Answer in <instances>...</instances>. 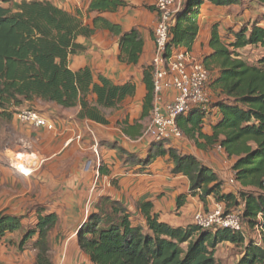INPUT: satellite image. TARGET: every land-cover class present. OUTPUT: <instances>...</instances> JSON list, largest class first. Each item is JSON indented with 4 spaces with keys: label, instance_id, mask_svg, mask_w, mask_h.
<instances>
[{
    "label": "trees",
    "instance_id": "1",
    "mask_svg": "<svg viewBox=\"0 0 264 264\" xmlns=\"http://www.w3.org/2000/svg\"><path fill=\"white\" fill-rule=\"evenodd\" d=\"M205 3L231 7L241 5L242 0H186L170 29L167 56L177 49L192 51ZM127 6L125 0H91L88 13L96 16L87 24L80 13H69L49 1L20 0L12 7L0 2V118L12 121L22 108L35 110L30 107L41 101L66 109L80 106L78 119L107 125L102 110L117 109L135 96V84L116 85L94 75L88 67L73 72L69 58L86 50L77 42L79 37L90 39L97 31L106 30L119 38V61L138 65L144 49L140 33L135 29L124 32L102 16ZM225 38L215 24L211 53L203 60L211 74L208 90L213 99L210 97L208 110L193 109L178 125L198 149L221 146L225 157L233 161L237 185L232 191L211 167L193 155L179 153L170 143L153 142L143 159L116 145L110 147L125 156L126 163L139 162L145 167L169 157L173 174L188 178L190 194L205 204L211 197L226 213L238 212L242 231L205 230L195 224L172 227L153 215L151 203L140 205L144 221L138 223L121 202L103 197L78 231V245L89 258L88 264H221L216 252L225 243L244 247L237 264H264V243L257 245L254 236L246 238L247 229L254 232L260 224L264 230V54L251 64L240 53L246 48H264V25L230 28ZM143 77L147 94L141 120H146L154 107L152 66L144 67ZM92 95L94 102L89 100ZM205 117L214 121L210 135L203 132ZM100 173L105 174L102 165ZM186 199L178 198V209ZM36 215V223L25 227L24 217L0 213V243L7 234L24 231L19 248L31 245L34 264H54L50 234L59 218L42 207L36 209Z\"/></svg>",
    "mask_w": 264,
    "mask_h": 264
},
{
    "label": "crops",
    "instance_id": "2",
    "mask_svg": "<svg viewBox=\"0 0 264 264\" xmlns=\"http://www.w3.org/2000/svg\"><path fill=\"white\" fill-rule=\"evenodd\" d=\"M42 1L52 2L72 14L80 13L87 24L96 16L95 13H88L91 0ZM125 1L127 7L102 16L120 25L124 32L135 29L140 33L144 49L139 64H122L119 61V38L109 31L99 30L90 39L78 38L77 42L86 50L71 56L69 67L73 72L88 67L94 75H102L116 85L132 81L136 86L135 96L128 97L117 109L102 110L108 121L107 125L78 119L80 106L66 109L54 103L51 104L55 107L44 115L57 123L55 131L33 128L13 118L11 123L15 128L17 144L15 148L0 150V213L24 217L22 223L25 227L36 223L37 208L42 207L48 213H55L59 222L50 234V255L54 264L90 262L78 245V231L103 197L121 202L138 223L144 221L140 205L151 203L153 215L159 216L162 222L172 227L193 225L195 215L212 208L215 202L210 197L205 204L199 196H192L188 178L173 174L174 164L169 157L159 158L145 167L139 162L126 163L125 156L110 147L116 145L143 159L152 144L145 136L148 119L141 120V116L147 94L143 69L151 66L155 54L153 32L157 24V0ZM185 1L179 0L180 6ZM236 8L238 6L217 7L210 3L202 6L200 30L191 51L195 58L203 61L211 53L209 44L215 24H219V32L223 38L227 36L228 29H239L243 19L238 16L240 13L235 11ZM260 25L264 24L261 22ZM89 100L94 102L96 97L92 95ZM58 111L61 113L60 117L55 115ZM218 118L219 114L215 120ZM212 123L214 121L209 119L204 125L205 134H211ZM125 130L132 136L127 135ZM169 146L181 154L195 156L211 167L225 183L232 177L233 161L224 155L221 156L228 163L209 153L210 149H198L189 139L173 142ZM17 154L26 157L34 155L41 162L31 176L25 177L11 167L17 162ZM101 165L105 174L100 173ZM232 190L233 188H228V191ZM181 196H186L187 199L185 205L178 209L177 202ZM89 199L93 200V207L86 214ZM23 232L10 233L3 238L0 243V264L35 263V251L30 244L24 250L19 248ZM222 245L231 246L227 243L220 246Z\"/></svg>",
    "mask_w": 264,
    "mask_h": 264
},
{
    "label": "built area",
    "instance_id": "3",
    "mask_svg": "<svg viewBox=\"0 0 264 264\" xmlns=\"http://www.w3.org/2000/svg\"><path fill=\"white\" fill-rule=\"evenodd\" d=\"M179 0H157L155 12L157 24L153 32L155 54L152 59V76L154 84V107L151 112V124L145 131V136L152 143H170L183 141L185 135L178 125V120L185 117L193 109L207 111L210 103L208 84L210 72L203 61L195 58L185 49H177L166 55L170 40V29L175 23V15L180 9ZM17 120L24 125L37 129L57 130V123L45 115L29 109H23L16 115ZM208 117L203 119L204 125ZM71 142V141H69ZM215 151L224 155L221 146L216 145ZM225 156V155H224ZM28 158V160L26 159ZM12 166L21 175L29 177L40 161L34 155H16ZM234 174L226 183L228 187H236ZM93 200L89 199L85 213L92 211ZM261 223V220H260ZM194 224L205 230L229 229L233 232L242 231V220L238 212L226 213L220 203H213L212 208L201 211L194 217ZM257 245L264 243V230L259 224L254 229Z\"/></svg>",
    "mask_w": 264,
    "mask_h": 264
},
{
    "label": "rangeland",
    "instance_id": "4",
    "mask_svg": "<svg viewBox=\"0 0 264 264\" xmlns=\"http://www.w3.org/2000/svg\"><path fill=\"white\" fill-rule=\"evenodd\" d=\"M0 2L4 7H12L13 4L19 3L20 0H17V2H15L14 0H0ZM235 11L239 12L240 14L238 16L242 17L243 19L240 27H242L243 25H251V23L254 24L258 23L260 25V23L263 22L262 20H264V3H261L258 0H242V4L238 5V8H236ZM225 39L227 42L231 41V39L228 37H226ZM240 53L241 56L249 63L255 64L263 56L264 49L261 46H258L255 48H246L242 50ZM212 97H211V101L213 99ZM53 107H55L54 104L38 101L34 104V106H31L30 108L35 109L41 114H47ZM111 113L114 114V112ZM60 114H61L60 111H58V113L55 115L57 117H60ZM151 121L152 118L146 120V127H148L151 124ZM187 139L188 138L185 137L183 142L187 141ZM16 142H17L16 132H15V128H13L12 126L11 121L0 118V150L2 151L5 148H15L17 144ZM209 153L214 154L220 160L222 159L224 162L228 163V160H226V158L223 159L221 154L215 151L214 148H210ZM8 164L10 165L9 161ZM11 167L13 166L11 165ZM251 236H254L255 238V233L247 229L246 231L247 240L250 239ZM243 251H244L243 246L237 247L234 245L231 246L222 245L219 246V248L217 249L216 258L221 264H237V262L241 259Z\"/></svg>",
    "mask_w": 264,
    "mask_h": 264
},
{
    "label": "bare ground",
    "instance_id": "5",
    "mask_svg": "<svg viewBox=\"0 0 264 264\" xmlns=\"http://www.w3.org/2000/svg\"><path fill=\"white\" fill-rule=\"evenodd\" d=\"M28 160V158H26Z\"/></svg>",
    "mask_w": 264,
    "mask_h": 264
}]
</instances>
